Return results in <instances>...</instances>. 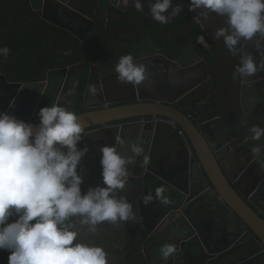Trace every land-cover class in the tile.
I'll use <instances>...</instances> for the list:
<instances>
[{
  "label": "flooded vegetation",
  "instance_id": "obj_1",
  "mask_svg": "<svg viewBox=\"0 0 264 264\" xmlns=\"http://www.w3.org/2000/svg\"><path fill=\"white\" fill-rule=\"evenodd\" d=\"M142 2L143 10H137L131 3L124 6L119 0H0V46L11 50L6 60L0 58V111L37 125L39 110L53 103L78 112L137 103L142 101L140 96L175 98L185 85L195 84L202 77L198 78V69L184 79L181 69L206 60L208 77L203 76L206 79L201 84L172 105L204 133L227 180L264 218V171L253 155L256 147L235 132L213 86L215 43L191 11L183 10L171 16L167 24H160L150 15L149 0ZM188 4L189 0H173V7ZM196 25L203 31L198 41L203 36L210 51L204 56L196 51L190 57L189 42ZM239 47L240 58L252 53L259 62L264 57V47L258 50L254 41H241ZM68 50L71 55L64 54ZM123 54H132L138 62L145 63L152 71V81L137 87L121 84L114 68ZM90 85L98 89L95 96L89 93ZM164 86L169 89L164 90ZM99 103L105 105L88 107ZM238 103L246 119L264 125V71L239 79ZM160 120L170 121L162 116L139 115L103 126L125 140L124 146L117 145L125 155H132L130 145L139 142L150 157L147 141H152L153 135L148 128ZM101 127H90L85 133ZM104 141L97 137L89 149L83 181L87 186H81L85 193L91 187L103 186L100 149L112 145ZM188 150L171 152L182 155L187 162L185 152L190 157L196 155L192 146ZM167 151L162 149L145 168L140 166L143 157L129 166L131 175L121 194L127 196L136 216L142 219L119 228L107 222L99 227L94 242L103 245L110 264H264L259 237L217 194L209 177L195 180L200 189L193 190L188 180L192 159L186 170L184 161H179L175 153L167 156ZM259 155L264 158V150ZM81 166L82 160L80 169ZM161 185L167 188L164 195L169 203L161 204L154 198L145 205L143 195L152 192L155 197V189ZM192 193L195 195L190 197ZM164 244L176 246V252L167 260L160 253Z\"/></svg>",
  "mask_w": 264,
  "mask_h": 264
},
{
  "label": "clouds",
  "instance_id": "obj_2",
  "mask_svg": "<svg viewBox=\"0 0 264 264\" xmlns=\"http://www.w3.org/2000/svg\"><path fill=\"white\" fill-rule=\"evenodd\" d=\"M143 10L142 0H119ZM150 15L160 24H167L180 10L173 0H149ZM171 9V11H170ZM196 20H207L212 13L225 17V26L215 31V40H223L233 56L240 55L241 41H254L259 50L264 47V0H189V11H197ZM200 43L207 47L204 37ZM0 46V58L10 54ZM65 55H71L70 50ZM115 73L121 84L140 86L152 81L151 69L132 54H123L116 61ZM264 71V57L259 62L252 53L243 55L232 72V78L255 77ZM90 85L89 93L97 94ZM41 94H44L41 91ZM39 124L18 119L0 111V250H8V264H110L102 244L94 242L99 227L106 222L122 227L137 222L134 205L122 195L131 175L130 165L143 157L141 168L150 164L141 143H132L125 155L117 145L125 140L116 135L115 145H105L101 151L103 186L82 191L81 160L88 151L78 143L85 135V125L70 108L60 103L39 110ZM249 138L264 137V126L248 127ZM261 148L253 155L264 171ZM166 186L143 195L148 205L153 199L168 204ZM16 217L12 222L10 218ZM176 252L174 244H164L160 253L167 260Z\"/></svg>",
  "mask_w": 264,
  "mask_h": 264
},
{
  "label": "water",
  "instance_id": "obj_3",
  "mask_svg": "<svg viewBox=\"0 0 264 264\" xmlns=\"http://www.w3.org/2000/svg\"><path fill=\"white\" fill-rule=\"evenodd\" d=\"M178 8L180 9L178 13L183 10L189 11V4ZM198 11L199 10L191 11L192 15L195 17ZM225 20V17L218 16L215 13H212L210 18L207 20H196L201 24L210 41L215 43L211 63V78L213 86L217 92L221 108L227 117V120L234 126L235 132L248 144L255 147H260L262 150H264V137H262L260 140H251L249 138L248 132V127L252 125H264L249 121L239 110V80H234L232 78V72L235 66L239 63L240 55L233 57L225 48L222 39L220 41L215 40V31L219 27L225 26ZM198 69L201 71L198 78L202 75L200 80L196 81L195 84L192 83V85L189 86L185 85L182 89H180L179 93L177 94L178 96L175 98L164 97L162 95H156L155 97L140 96V100L142 101L137 103L96 108L77 114L84 122L85 129L102 125L101 128L87 131L84 135L83 148L87 147L88 151L82 159L81 174L83 175V181L85 180L84 174L87 171L86 165L89 149H91L92 143L97 140V137L101 136L106 142H112V145L116 144V136H113L112 129L105 128V126H103L104 124L107 122L127 119L139 115L167 117L170 119V121L160 120L158 123L152 122L151 124L154 125V127L148 128V130L151 131L153 135V140L147 141V143H149L148 146L151 148L150 159H154L162 149L167 148V156H172L178 154L176 152H171V150L173 151L183 148L185 151L189 152L188 147L189 145L192 146L196 152V155L190 157L187 156L188 152H185V158L187 159L188 163L183 160L182 155H178L179 161H184L186 170H188V164L190 167L189 158H191L193 161V166L190 168L191 175L188 174V180L191 183L192 189H200L198 182L196 181L202 177L205 178L207 175L212 181L217 194H219V196H221L222 199H224L226 203L239 216L242 217L246 224L252 228V230L260 239L259 243L261 245V249H264V218L261 217L258 212H256L245 202V200L227 180L219 165V159L217 158L213 149L210 147L204 133L198 129L189 116H187L181 109L175 108L172 105L177 100L187 95L190 89L201 84L209 74V64L206 60H200L191 66L181 69L183 71L184 79L189 77V75H192L191 73ZM205 75L206 78H203ZM163 89L168 90L169 88L164 86ZM134 98L135 93L133 95V99ZM105 103L92 104L88 107H100L104 106ZM177 125H179L180 128ZM105 141L103 143H105ZM195 170L197 172H195ZM155 175H158V177H161L169 184L176 186L174 182L167 179L161 173L156 172ZM84 184L85 183L82 182L81 186H87ZM194 195L195 193H192L190 197ZM259 208L261 207L259 206ZM200 242L206 246V242H204L203 239H201ZM246 262H248V260H246ZM258 264H263V261H259Z\"/></svg>",
  "mask_w": 264,
  "mask_h": 264
},
{
  "label": "trees",
  "instance_id": "obj_4",
  "mask_svg": "<svg viewBox=\"0 0 264 264\" xmlns=\"http://www.w3.org/2000/svg\"><path fill=\"white\" fill-rule=\"evenodd\" d=\"M153 28V26H152ZM196 32L194 35H191L190 38V42H189V52H191L190 57H193L192 55L197 51L199 53H201L203 56L207 55V52L210 51L207 47H205L203 44H201L200 42H198V35L202 34L203 31L202 29L199 27V25H196ZM155 30V28H153ZM152 30V31H154ZM158 31V30H157ZM153 39H156V32L152 34L151 36ZM151 39V38H150ZM184 39V37H183ZM159 48V47H157ZM188 52V53H189ZM206 57V56H205ZM81 102V101H80ZM85 112V110H79L78 112H75L76 114H80ZM83 145V139L78 143V147L82 148ZM16 217H12L10 218L9 222H12V220H14ZM1 251V258H0V264H8V257L10 255V252L8 250H0Z\"/></svg>",
  "mask_w": 264,
  "mask_h": 264
}]
</instances>
